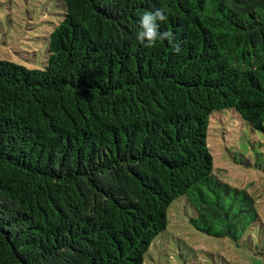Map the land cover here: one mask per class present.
<instances>
[{
	"label": "trees",
	"instance_id": "1",
	"mask_svg": "<svg viewBox=\"0 0 264 264\" xmlns=\"http://www.w3.org/2000/svg\"><path fill=\"white\" fill-rule=\"evenodd\" d=\"M58 2L43 67L0 59V264H142L180 196L204 223L257 219L207 134L223 109L264 131V0ZM156 8L179 53L137 39Z\"/></svg>",
	"mask_w": 264,
	"mask_h": 264
},
{
	"label": "rangeland",
	"instance_id": "2",
	"mask_svg": "<svg viewBox=\"0 0 264 264\" xmlns=\"http://www.w3.org/2000/svg\"><path fill=\"white\" fill-rule=\"evenodd\" d=\"M63 13L58 0H0V59L43 67L49 34ZM207 143L214 178L250 195L259 217L241 211L242 219L230 216L226 229L212 219L204 223L180 196L169 205L167 227L152 240L142 264H264V131L223 109L209 117ZM232 195L224 197L226 209ZM239 197L233 212L245 209Z\"/></svg>",
	"mask_w": 264,
	"mask_h": 264
},
{
	"label": "clouds",
	"instance_id": "3",
	"mask_svg": "<svg viewBox=\"0 0 264 264\" xmlns=\"http://www.w3.org/2000/svg\"><path fill=\"white\" fill-rule=\"evenodd\" d=\"M167 19L168 15L162 8L145 11L139 18L140 31L137 33V39L146 47H154L157 41L164 40L173 44L174 35L168 31H161V25ZM173 49L179 53L181 51L180 44H173Z\"/></svg>",
	"mask_w": 264,
	"mask_h": 264
}]
</instances>
